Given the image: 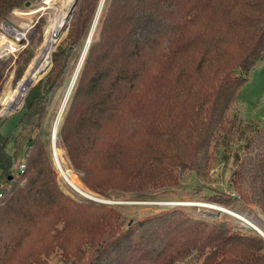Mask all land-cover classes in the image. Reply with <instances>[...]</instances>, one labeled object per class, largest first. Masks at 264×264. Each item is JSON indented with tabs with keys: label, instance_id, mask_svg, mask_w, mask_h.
<instances>
[{
	"label": "trees",
	"instance_id": "1",
	"mask_svg": "<svg viewBox=\"0 0 264 264\" xmlns=\"http://www.w3.org/2000/svg\"><path fill=\"white\" fill-rule=\"evenodd\" d=\"M32 1L0 0V22ZM100 3L76 1L70 33L52 53L57 66L76 58L93 32L56 132L80 181L143 196L180 188L183 172L203 180L229 149L239 88L264 60V0H103L96 19ZM48 76L28 90L16 129L41 120L55 83ZM2 125L0 118V264H48L51 246L27 245L37 225L31 210L61 204V227L43 235L56 236L65 264H264V238L218 211L205 220L179 206L124 226L109 205L68 199L55 182L49 127L25 138L19 159L20 145ZM249 134L228 183L233 192L198 197L233 210L242 201L264 216V128Z\"/></svg>",
	"mask_w": 264,
	"mask_h": 264
},
{
	"label": "rangeland",
	"instance_id": "2",
	"mask_svg": "<svg viewBox=\"0 0 264 264\" xmlns=\"http://www.w3.org/2000/svg\"><path fill=\"white\" fill-rule=\"evenodd\" d=\"M73 2L74 0H33L30 3H26L29 4L28 6L25 4L13 9L8 16L0 22V35L7 36L8 34L9 37H7L13 39L11 37L13 34L5 30V28H9L10 26L24 36V38L18 42L16 51L0 59V74L2 75V85L0 88V118L3 119L1 134L5 137H12L14 140L16 139V142L18 143L17 146L20 145L19 159H23L24 155L26 157V139L29 137L32 138L35 133L37 134L40 132V127H49L50 136L54 129H56V132L58 131L71 100L72 89L75 85L82 64V59L85 56L88 44L90 43H88L87 40H89L91 36L89 35L90 37L84 39L78 48H74L76 58H73L71 53V56L68 57L65 62L61 63L60 66L54 64L52 53L55 51L56 47L67 38L68 33H70L72 27L71 19L68 23V28L66 31L62 32L63 34L61 38L57 42L55 48L52 49L50 58L48 57V61L45 64V70L43 72L38 71V76L36 75L37 77L35 76L36 78H34V81L29 85V87L31 85L34 86L38 81L46 78L48 75L54 78L55 81L50 95H47L45 100V111L42 112L40 121H37L38 117L35 116L31 122H29L26 129H16L27 92L31 87H28L29 89L27 88L23 95L21 103L22 108L19 107L16 111L4 112L1 100L5 95H12L17 89L18 84L28 72V68H30L31 63L35 59L39 49L42 47L45 38V31L49 23L59 18L62 14L68 15ZM102 2L103 0H101L96 19L98 18ZM75 15L76 13L74 16ZM96 19L94 24L96 23ZM4 46L5 42L0 40V47L3 48ZM7 50H9V48H5V51ZM18 69L19 71H17ZM51 111L54 112V117L49 121L47 118ZM229 116L233 120L231 137L228 141L229 149L223 154H220L221 151L217 154L218 158L216 159V162L211 165L207 177L203 180H199L194 174L183 172L180 178V188L154 192L143 196L117 192L115 190H91L86 184H83L80 181V176L72 167L66 151L61 144V139L58 138L56 133L55 146L59 152V160L63 170L74 178L78 187L90 197L86 198L78 192H75V190L68 186L63 180L58 166H56L54 153H52L49 143V145H47V150L48 155L51 158L52 169L55 174V182L58 190L62 195L76 203L109 205L120 213L124 226H129L131 223L138 220L147 219L159 211L183 206L182 208L190 211L195 218H202L205 220L214 218L216 216L214 212L218 210L220 214L229 217L230 223L234 228L257 233L255 229L247 227L244 223L239 222L234 216L228 213L234 212L245 217L264 232V216L252 205H246L242 201H237L232 203V206L235 207V210H233L229 208L230 206L210 203L199 198L212 195L213 190L216 188L233 192L228 188V183L231 173L239 164L243 149L246 146L245 140H243L242 137L245 135L250 137L249 130L255 132L258 129L264 128V60L255 66V68L249 73L247 81L239 88ZM14 147L13 143L9 144L10 149L8 152L10 155L16 151V147ZM88 182L92 183V180L88 179ZM196 188H199L200 194L194 196V190ZM232 195H235V193ZM200 205H210L214 207L207 208ZM61 208L62 204L60 207L53 205L50 208H42L39 212L34 207L31 210L32 216H36L34 220L37 222V225L32 226V236L27 242V245H29V248L38 247L43 249L48 248L47 246H51V250L54 252L50 258H48V264H65L60 259L59 251H57L56 248H53V244L58 242L57 239L55 240L56 236L43 235V232L45 231L48 232L51 229L59 230L61 227V215H64ZM65 211L69 218L73 220L75 216L73 208L68 205V207L66 206ZM82 213L86 215V212ZM88 214L92 213L89 212ZM71 237L72 236L67 239L70 240ZM32 240L36 241L32 242ZM15 257L17 256L14 255L13 258Z\"/></svg>",
	"mask_w": 264,
	"mask_h": 264
},
{
	"label": "bare ground",
	"instance_id": "3",
	"mask_svg": "<svg viewBox=\"0 0 264 264\" xmlns=\"http://www.w3.org/2000/svg\"><path fill=\"white\" fill-rule=\"evenodd\" d=\"M67 18H68V15L62 14L59 16V18L49 23L45 31V38H44L42 47L39 49L37 55L35 56V59L30 65V68H28L29 69L28 72L26 73L24 78L21 80V82L18 84L17 89L12 93V95H5L2 98L1 105L3 106L4 112L16 111L19 109V107H21L23 95L26 92L29 85L32 83V81H34V78L38 76L37 75L38 71L43 72L45 70L46 68L45 64L47 63L48 57H49L48 55L50 51L55 48L57 42L61 38L63 34L62 32H64L63 29L67 23ZM90 38L89 40H87L88 43L90 42ZM54 130H55V140H56V129ZM53 151H54L53 153L55 157L56 166H58V169L60 171V174L63 180L68 184V186H70L73 190H75V192H78L80 195L85 196L86 198H89L90 196L87 193H85L81 188L78 187V185L74 181V178H72L65 170H63L60 160H59V152L56 146L53 148ZM200 206L207 207V208L214 207L210 205H200ZM228 213L234 216L239 222L244 223L247 227L251 229H255L256 232H260L262 233V235H264V232H262L256 225H254L251 221H249L245 217L239 214H236L234 212H228Z\"/></svg>",
	"mask_w": 264,
	"mask_h": 264
},
{
	"label": "built area",
	"instance_id": "4",
	"mask_svg": "<svg viewBox=\"0 0 264 264\" xmlns=\"http://www.w3.org/2000/svg\"><path fill=\"white\" fill-rule=\"evenodd\" d=\"M5 30L13 34V36H11L13 39L8 38V34V37L6 35H0V40L5 42V46L3 48L0 47V59L16 51L18 47V42L24 38L22 34H19L15 29L11 28L10 26L9 28H5ZM5 48H9V50L5 51ZM18 169L20 173H23L25 170V165H19Z\"/></svg>",
	"mask_w": 264,
	"mask_h": 264
},
{
	"label": "water",
	"instance_id": "5",
	"mask_svg": "<svg viewBox=\"0 0 264 264\" xmlns=\"http://www.w3.org/2000/svg\"><path fill=\"white\" fill-rule=\"evenodd\" d=\"M76 1L77 0H74V2L72 3V6H71V8H70V11H69V13H68V18H67V23H66V26L64 27V31H66V29L68 28V23H69V21H70V17L72 16V13H73V11H74V8H75V4H76ZM29 4H26V6H28ZM92 34L93 33H91V36H92ZM83 59H84V57H83ZM83 59H82V61H83ZM40 80V79H39ZM33 85H31L30 87H32ZM29 87V88H30ZM28 88V89H29ZM22 108V107H21ZM55 130H53L52 131V137H51V151H52V153H53V148L55 147ZM54 158V157H53ZM218 211V210H217ZM260 236H262L263 238H264V235H262V233H260V232H257Z\"/></svg>",
	"mask_w": 264,
	"mask_h": 264
}]
</instances>
